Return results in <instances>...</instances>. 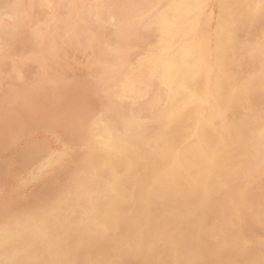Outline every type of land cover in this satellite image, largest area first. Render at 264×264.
Returning a JSON list of instances; mask_svg holds the SVG:
<instances>
[{
    "label": "clouds",
    "instance_id": "1",
    "mask_svg": "<svg viewBox=\"0 0 264 264\" xmlns=\"http://www.w3.org/2000/svg\"><path fill=\"white\" fill-rule=\"evenodd\" d=\"M0 264H264V0H0Z\"/></svg>",
    "mask_w": 264,
    "mask_h": 264
}]
</instances>
